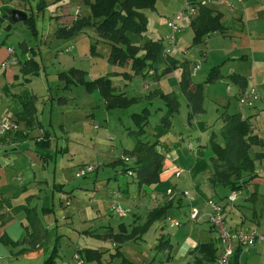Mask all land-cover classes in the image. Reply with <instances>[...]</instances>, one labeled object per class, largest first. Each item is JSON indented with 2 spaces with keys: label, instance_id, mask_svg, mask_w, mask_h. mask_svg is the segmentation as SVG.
I'll list each match as a JSON object with an SVG mask.
<instances>
[{
  "label": "rangeland",
  "instance_id": "374dc122",
  "mask_svg": "<svg viewBox=\"0 0 264 264\" xmlns=\"http://www.w3.org/2000/svg\"><path fill=\"white\" fill-rule=\"evenodd\" d=\"M2 1L8 14L13 8L28 9V12L35 14L37 34L33 33V27L26 21L11 24L7 18V20L0 22V47L12 46L17 55L25 60L26 57H23L24 45L25 47L28 46L31 55L40 62L39 70L29 75L22 73L20 80L27 82L29 89L39 95L37 104L39 110L42 111L41 117L46 128L50 130L52 138H55L52 139L53 147L58 142L59 147L63 145L71 152H59L56 155L55 150L53 153L54 160L51 163L59 164L65 159L68 166L76 170L84 165L98 167L97 170L83 177L70 174L71 183L66 184L67 191L72 194L68 197L70 204H67V198L63 199L64 204L61 203L57 196L56 211L49 213L50 219L55 221V217L59 218L63 229L71 228L66 232L67 237L64 235L65 239L59 240L61 235L58 236L56 253H59V260L67 264H77L74 252L75 245L78 244L82 248H85L83 246L100 248L103 252L102 264H112V260H114V264H120L123 257L112 256L116 251L113 238H105L102 235L91 236L85 230L94 229L95 232L102 234L105 226L112 224L119 231V223L126 222L128 224L131 222L133 213L129 212L126 216H119L113 212L110 208L113 198L115 199L117 194L125 195L128 190L131 196L136 197L139 196L141 189L152 190L148 184L140 187L138 182L124 170L123 164H112V161L123 154L125 148L134 147V139L128 133L130 129L136 127L132 113L142 111L146 105L152 109L153 114L146 129L150 138L154 139L155 126L164 113V111H156V109L165 105L160 95H155L152 102L146 100L145 97L156 90L175 91L181 100V108L179 112L174 114L173 125L168 132L163 134L161 140L163 139L175 147L176 143L180 141L183 153L188 152L190 158L194 159L197 149L203 145H208L212 132H220L221 121L219 116L224 110L223 106L227 105H223L217 99L218 94L224 95L226 104L229 99L231 100L233 107L228 110L229 112H235L239 109L236 97L233 95L234 91L232 94L227 93L226 84L219 92L215 83L204 82L205 79H202L204 77H201V73L204 72L206 76L213 66L209 64L207 66L206 56L211 55L209 60H212L218 56L217 51L211 44L207 46L205 42H193V33L190 28L186 27V31L177 39L176 48L171 52L177 58H188L192 67L197 62L200 63L199 67H202L198 68L199 74L192 78L204 83L206 110L189 122L187 100L180 89L177 78V75L180 76L184 73L186 68L174 69L173 71L176 70L177 74L176 78L171 74L173 71L158 78L162 69L165 68L164 63H161L160 69H147L144 73H137L132 68L131 63L121 65L112 61L110 59L111 45L107 40L108 38L101 35L92 22L87 23L77 32H73L71 37L58 35V30L62 25H60L61 18L66 17L64 22H72L75 18L76 7L81 9L80 17H86L90 14V6L83 0ZM182 5L183 0H158L154 8L143 9V14L147 19V30L141 34L128 32L132 42L143 45L146 41L163 39L168 31L169 17L178 13ZM0 11L4 14L3 9ZM122 46L126 47L127 44L122 43ZM184 50L187 51V55L183 53ZM139 54H142V51ZM72 66L86 69L89 79L101 75L109 76L117 92H125L129 97L138 96L139 100L123 109L107 110L103 98L97 91L88 92L82 85L64 88L65 82L61 81L58 72L67 70ZM27 77H30L31 80L25 79ZM49 87L51 89H48ZM245 110L244 112H247V107ZM50 119H53V125L49 124ZM200 121L209 126L201 129L198 126ZM190 144H193V148L191 147L189 150ZM204 148L203 157L213 154L210 146ZM24 183H26L25 180ZM169 194L170 198L175 196L171 197L173 192ZM190 195L193 196L191 193ZM185 209L187 208L185 207ZM38 213L39 215L42 214L41 211ZM61 217L62 219H60ZM168 224L166 223L165 227L169 226ZM158 236L153 226L145 234V239L137 242L139 245L136 248L144 249V254L148 257L152 255L151 250L154 253L158 252V256H160L162 252L156 250ZM134 243L136 242L131 240L119 243L124 255L127 253L126 250L130 251L129 245H135ZM113 257L114 259H112ZM86 264H98V262H86Z\"/></svg>",
  "mask_w": 264,
  "mask_h": 264
},
{
  "label": "crops",
  "instance_id": "0c3cea01",
  "mask_svg": "<svg viewBox=\"0 0 264 264\" xmlns=\"http://www.w3.org/2000/svg\"><path fill=\"white\" fill-rule=\"evenodd\" d=\"M203 6L211 8L215 13H220L222 17L221 21L226 28L222 33L210 34L203 41L207 46L208 44L214 46L218 54L212 60H209L211 55L206 56L207 66L208 64L220 66L222 73L220 78L210 83H215L219 92L222 91L225 84L227 93L232 94L234 91L233 95H235L239 106V109L235 112H239L244 118H248L251 123V129L264 140V0H245L244 4L238 5L234 11L229 10L223 4L206 3ZM3 7V1L0 0V10ZM23 10L27 11V13L29 11L28 9ZM194 18H188L183 23L178 37L186 31V27L190 28L194 34L190 26V22ZM64 20H66V17L61 18L60 25L70 27L75 19L72 22H64ZM167 28L168 33L169 27L167 26ZM8 47H0V118L7 109L11 110L14 117L20 123V130H24V132L22 134L19 132H9L0 135V264H67L59 260V253L57 254L56 250L58 247V236L61 235L59 240L65 239L67 237L66 232L71 228L67 227L63 229L59 218L55 217L54 221L50 219L49 213L56 211L57 196L61 203L64 202V198H67L66 202L70 204L68 197L72 194L67 191L66 184L71 183L69 175L75 176L76 169L68 166L65 159L59 164L51 163L54 160L53 153L55 150L57 152L56 155L59 152H71L63 145L59 147L58 142L53 147L52 139L55 138H52L50 130L46 128V124L41 117L42 111L39 110L37 104L39 95L29 89L27 82H21L20 80L21 74L24 73L21 70L24 60L17 55L15 49V53L10 55ZM183 53L187 55L186 50ZM173 56L176 57L174 54ZM23 57H26V59L33 57L29 47H25V45ZM11 58L12 60H17V63L5 66L4 63ZM185 58L183 57L182 59ZM37 61L39 62V60ZM156 65V70L161 68V63ZM196 65H198V68H202L199 67V62L194 67L190 66L192 76L200 72L198 68L196 72H193L197 67ZM60 72L62 71L58 73ZM171 74L176 78V70ZM26 75H29V73ZM182 75L183 73L180 76L177 75L179 82ZM208 75L209 73L206 76L204 72L201 73V77H204L202 79H205V81ZM232 75L239 76L240 79L234 81L230 78ZM25 79L31 80L30 77ZM253 85L258 88L260 98L252 106L247 105L241 108L238 101L239 95L243 91L250 89ZM48 89H51V87ZM95 91L100 94L98 90ZM31 93L37 95L36 105L38 107V119L40 123L28 129L25 128L24 122L18 119L17 112L21 109L22 101ZM217 99L223 105H227L223 106L224 110H229L233 107L230 99L226 104L223 94H218ZM245 107H247V112H244L246 111ZM188 112H190L189 106ZM219 120L221 121V119ZM49 124H54L53 119L49 120ZM198 124L201 129L206 128L203 121L198 122ZM207 126L209 125L207 124ZM42 141H47L48 145L44 147ZM161 141L168 144L169 148L166 152L167 157L163 172L160 174V181L149 184L152 187L151 192L141 189L138 197L131 196L129 190L126 191L128 194L126 193L122 196L117 194L115 199L113 198L111 201L110 208L113 201L118 200L119 202L121 201V205L126 209V215L129 212L133 213L131 222H128V224L121 222L125 223L127 226L125 228L130 231L135 225L145 222L147 214L151 209L165 205L171 199L169 193H177L174 196L173 205L167 211V216L153 224L154 229L159 235L157 237L156 250L162 253L158 256V252L154 253L151 250L152 255L148 257L144 254V249L136 248L139 245L137 242L140 240L130 239L136 242L134 243L135 245H129L130 251L126 250V255L122 251V254L119 256L123 257L122 261L125 260L123 264H217V262L210 263L197 259V253H195L197 246L202 242H213L215 248L219 251L217 233L212 229L206 214L209 211L207 200L209 198H216L222 202H226L227 198L222 199V196L228 194L229 190L221 187L215 189L209 182L210 170L208 166L213 154L203 157L205 152L204 147L207 146L203 145L197 149L195 158L191 159L188 152L183 153L180 141L176 143L177 148L172 146L173 144L163 141V139ZM190 145L189 150L192 147ZM160 149L162 150L161 147ZM256 150L262 151L263 157L257 161L254 174L247 185L241 190L236 205L231 209H227L226 222L234 228H257L264 234V147L256 148ZM178 171H181L180 174H177ZM187 174L189 175L187 176ZM24 180L26 183H24ZM184 190L191 191L190 193L194 196L192 203L186 197L180 195ZM29 206L35 207L37 211L42 212V214L40 213V217L47 229L43 241L34 247H30L28 243H23L28 238L29 233L32 232L27 216V207ZM192 206H197L203 213V216L197 222L190 219ZM170 219H176L180 224L174 225L172 222V226ZM166 223H169V226H166L167 228L165 227ZM54 224L55 226H53ZM110 230L117 232L116 227L112 224H107L102 234L95 232L94 229L85 231L89 232L91 236L102 235L108 238L105 236V233ZM162 236L165 239H169L170 242L164 250L157 248L159 238ZM96 242L98 241L96 240ZM114 245L120 246L116 241ZM83 247L100 250L96 246ZM79 249H82V247L76 244L74 257L76 253H79ZM51 255L54 258L50 263H47V259ZM113 261L112 264H114ZM77 264H79L78 261ZM84 264L86 263L84 262ZM238 264H264V240H261L252 247L246 249L240 248L238 250Z\"/></svg>",
  "mask_w": 264,
  "mask_h": 264
},
{
  "label": "trees",
  "instance_id": "16d2710c",
  "mask_svg": "<svg viewBox=\"0 0 264 264\" xmlns=\"http://www.w3.org/2000/svg\"><path fill=\"white\" fill-rule=\"evenodd\" d=\"M83 1L90 6V14L86 17L82 16L75 19L70 27L61 26L58 30V35L71 37L73 32H77L84 25L92 22L97 31L105 38H108L107 40L111 45L110 59L112 61L121 65L131 63L132 68L137 73H144L147 69L156 70V64L165 63L166 66L162 69V73L158 75V78L176 68H186L179 85L190 108L189 122L192 118L205 112L204 83L192 78L193 76L190 73L191 61L188 58H176L171 53L166 54V44L163 39L150 40L143 45H138L133 43L127 34L128 32L141 34L147 30V19L143 14V9L154 8L158 0ZM1 9L4 10V14L1 11L0 22L7 20L10 16V13L8 14L4 7ZM198 10L197 16L190 22L194 32L193 42L201 43L210 34L222 33L226 30L221 21L220 13H215L211 8L203 5H199ZM28 14L29 18L26 22L31 24L33 33L37 34L35 14L33 12H28ZM122 43L127 44V46H122ZM140 51H142V54H139ZM39 66L40 62L33 56L24 60L21 70L26 74H32L39 69ZM221 76L220 66H213L205 82H213ZM59 78L65 82L64 88L66 89L71 88L72 85H82L88 92L98 90L104 99L107 110L123 109L139 100L138 96L129 97L125 92H117L109 76L101 75L97 78L89 79L87 71L83 68L72 66L68 70L60 72ZM230 78L234 81L240 79L236 75H232ZM155 95H160L165 105L156 109V111L162 110L164 113L160 116L155 126L153 133L155 138L152 139L147 134L146 127L153 112L146 105L142 111L132 113V119L136 127L130 129L128 133L134 139V147L125 148L123 154L112 161L113 165L123 164L125 166L124 170L138 182L139 186L160 181V174L163 172L167 157L166 152L169 148L168 144L162 143L161 137L171 129L173 116L181 108V100L175 91L156 90L146 95L145 99L152 102V98ZM36 101L37 95L31 93L22 101L21 109L17 112L18 119L24 122L25 128L29 129L40 123ZM219 119L222 121L220 132L213 131L207 145L213 151L208 166L210 170L209 182L215 189L219 187L228 189V194L222 196V199H226L233 190H242L251 180L257 161L263 157V152L256 150V148L264 147V140L251 129L249 119L244 118L239 112L224 110ZM204 125L207 126V123L204 122ZM16 132L22 134L24 130ZM42 144L45 147L48 142L42 141ZM97 169L98 167L95 170ZM76 173L77 170L75 171V176L78 177ZM176 194L173 192V195L176 196ZM180 195L184 196L182 193ZM174 199L175 197L167 201L165 205L151 209L145 222L135 225L130 231L125 228L127 227L125 223H120L118 225L119 231H107L105 236L113 238L118 243H124L130 239H144V234L148 232L153 224L167 216V211L173 205ZM111 210L113 211L112 208ZM27 216L32 232L29 233L28 238L23 243H28L30 247H34L43 241L47 229L35 207H27ZM170 223L173 226L172 219H170ZM169 243V239H165L162 236L159 238L157 248L164 250ZM120 248V246H116V251L113 253L114 256L122 254ZM238 250L234 255L232 264H238ZM78 252L85 263L96 261L102 264L103 252L101 250L85 247L79 249ZM195 253H197V259L210 263L217 262L218 250L213 242H202L197 246ZM52 256L47 259V263H50L54 258Z\"/></svg>",
  "mask_w": 264,
  "mask_h": 264
},
{
  "label": "built area",
  "instance_id": "2783aa9c",
  "mask_svg": "<svg viewBox=\"0 0 264 264\" xmlns=\"http://www.w3.org/2000/svg\"><path fill=\"white\" fill-rule=\"evenodd\" d=\"M245 0H183V5L181 10L174 16L170 17L168 20L169 32L163 37V41L166 44L165 52L170 54L172 49L176 46L178 34L182 30L183 23L192 17H196L198 14L199 5H205L206 3L225 5L229 10L234 11L238 5H243ZM75 18L77 19L81 15L80 7H77L74 11ZM8 51L10 55H13L14 49L9 46ZM17 63V60H12V58L4 63L5 66ZM197 67L193 72H196ZM260 98V93L258 88L253 85L250 89L243 91L238 98L239 105L241 108L244 106H252ZM21 129L19 121L14 117L11 110H6L0 118V135L16 132ZM192 146V145H190ZM96 169L94 165H84L77 170L76 175L78 177L85 176ZM178 171L177 174H180ZM183 195L192 203L194 197L190 193L184 190ZM241 194V190H233L226 202L216 200L214 198H209L207 200V206L209 211L206 213L208 216V221L212 229L217 233V239L219 243V251L217 264H232L234 255L238 249H246L256 245L261 240H264V234L257 228H234L227 224L226 215L227 209H231L236 205V201ZM174 195H171L173 197ZM111 208L118 215H126L127 211L123 206L117 201H113ZM203 213L197 206H192L190 210V219L197 222L201 219ZM174 225H179L176 219H173ZM172 223V224H173ZM79 264H84L83 258L79 253L75 254Z\"/></svg>",
  "mask_w": 264,
  "mask_h": 264
},
{
  "label": "water",
  "instance_id": "95a60500",
  "mask_svg": "<svg viewBox=\"0 0 264 264\" xmlns=\"http://www.w3.org/2000/svg\"><path fill=\"white\" fill-rule=\"evenodd\" d=\"M28 18H29V14L27 13V11L23 9L13 8L11 9L8 20L11 24H15L20 21H26L28 20Z\"/></svg>",
  "mask_w": 264,
  "mask_h": 264
}]
</instances>
